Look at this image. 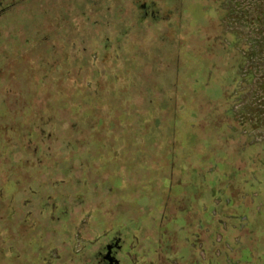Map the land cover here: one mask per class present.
I'll return each mask as SVG.
<instances>
[{
    "label": "rangeland",
    "instance_id": "374dc122",
    "mask_svg": "<svg viewBox=\"0 0 264 264\" xmlns=\"http://www.w3.org/2000/svg\"><path fill=\"white\" fill-rule=\"evenodd\" d=\"M0 1V264H264V0Z\"/></svg>",
    "mask_w": 264,
    "mask_h": 264
},
{
    "label": "flooded vegetation",
    "instance_id": "af4514ba",
    "mask_svg": "<svg viewBox=\"0 0 264 264\" xmlns=\"http://www.w3.org/2000/svg\"><path fill=\"white\" fill-rule=\"evenodd\" d=\"M13 4L11 2L2 3L0 1V8L6 11L12 9ZM140 7L145 12L143 14L145 16L148 13V9L151 11L149 14L154 18L159 13V9H152L147 4H141ZM126 244L127 238L125 235L122 232L114 231L107 238L96 243L89 253L82 255L76 264H124L123 254Z\"/></svg>",
    "mask_w": 264,
    "mask_h": 264
},
{
    "label": "trees",
    "instance_id": "16d2710c",
    "mask_svg": "<svg viewBox=\"0 0 264 264\" xmlns=\"http://www.w3.org/2000/svg\"><path fill=\"white\" fill-rule=\"evenodd\" d=\"M7 13H8V11H7ZM4 14H6V12ZM48 36H49V33L46 34V37H47L48 40H50ZM42 37H43V34L42 33H41V35L40 34H38V35L36 34L34 36V38H36L37 41L40 40ZM26 48H28V47H22V48H19V49H17V48H11V47H6V48L1 49V47H0V56H1L0 57V61H4L6 59H9L8 57H10L12 55L13 56H16V54H14L15 51L21 52L22 50H24ZM1 50H3V53L1 52ZM3 105H5V107L7 106V104H3ZM18 129L22 132L21 134H23L24 132H27V130H29L30 128L24 127V128H18ZM18 131L16 130V134H18Z\"/></svg>",
    "mask_w": 264,
    "mask_h": 264
}]
</instances>
